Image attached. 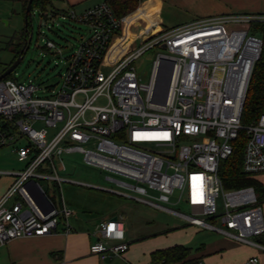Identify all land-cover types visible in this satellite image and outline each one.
<instances>
[{
    "label": "built area",
    "instance_id": "obj_1",
    "mask_svg": "<svg viewBox=\"0 0 264 264\" xmlns=\"http://www.w3.org/2000/svg\"><path fill=\"white\" fill-rule=\"evenodd\" d=\"M58 14L88 27L72 48L46 42L47 49L71 51L60 86L40 96L46 91L41 84L0 80V148L10 147L25 165L0 171L13 176L0 198V247L18 238L57 234L61 223L64 233L72 230L74 211L66 205L62 184H88L62 172L65 157L80 154L86 165L122 178L108 176L131 192L118 193L200 228L221 230L222 223L236 240L264 248L253 240L264 233L257 191L253 186L226 189L220 177V165L234 153L243 129L242 169L248 176L264 173V112L252 124H242L264 44L252 24L264 22V14H224L164 28L116 61L108 60L112 41L131 14L117 15L108 1L51 16ZM157 45L166 51L157 54L150 80L143 82L131 64ZM51 128L56 129L52 134ZM43 180L59 189L60 205ZM181 203L190 213L173 207ZM113 217L101 223L90 245L101 259L130 246L125 217ZM258 262L251 257L245 264Z\"/></svg>",
    "mask_w": 264,
    "mask_h": 264
},
{
    "label": "rangeland",
    "instance_id": "obj_2",
    "mask_svg": "<svg viewBox=\"0 0 264 264\" xmlns=\"http://www.w3.org/2000/svg\"><path fill=\"white\" fill-rule=\"evenodd\" d=\"M27 4L28 0H0V74L14 59L15 53L12 51L10 43L13 37L20 35L25 29V7ZM46 13L49 14L47 19L43 16ZM51 15H53L51 7H48L46 11L36 7L32 9L28 27L29 37H32L29 48L21 63L9 76V78L18 82L28 83L33 81L46 87L45 92H39L40 96H47L52 93V89L56 90L60 86L61 75L65 70L66 57L71 53V51L59 53L56 52V49H47L46 42L49 39L53 40L57 48L66 50L76 46L81 36L87 34L88 31L87 25L83 23L64 19L61 14H58L57 17ZM163 17L166 26H170V20L176 21L177 19L167 6L164 9ZM45 21L51 28L44 24ZM132 30L138 33L139 28L132 27ZM142 35L144 38L147 36L144 31ZM141 46L142 38L138 37L130 51H136ZM163 51H166V49L162 45L154 46L143 52L132 62L131 65L134 66L138 77L143 82H149L153 61L157 54ZM37 126H42V124L39 123ZM54 131L56 129L51 128L50 134ZM65 161L67 170L63 171L62 175L88 184L78 185L69 182H63L62 184V194L65 201L72 204L73 208L80 212V215L91 214L96 219L103 216L110 218V215L115 212L124 213L128 216L132 228L135 230L133 235L140 237L138 240L150 234L151 227L149 226L152 221L156 225L159 224L158 227L161 231H168L165 236L169 239L168 241L173 240V235H175V240L172 241L175 242L173 245L182 244L201 247V242L211 241L221 236L219 233L207 228L196 230L188 226L184 219L171 212L153 208L118 193L119 191L131 192L117 181L109 179L108 176L115 179L122 178L105 170L86 165L80 154L68 155L65 157ZM24 166V163L18 160L10 147L0 148V171H18L23 169ZM4 175L0 174V179ZM41 182L44 187L48 186L50 188L48 190L49 196L57 205H60L59 189L53 182L44 180ZM218 204L221 205V199H219ZM173 207L182 213H190L189 207L185 203ZM171 230L174 231L171 232ZM257 238L253 237V240ZM145 250L146 244L143 243L140 248L141 256H144Z\"/></svg>",
    "mask_w": 264,
    "mask_h": 264
},
{
    "label": "crops",
    "instance_id": "obj_3",
    "mask_svg": "<svg viewBox=\"0 0 264 264\" xmlns=\"http://www.w3.org/2000/svg\"><path fill=\"white\" fill-rule=\"evenodd\" d=\"M103 1L108 0H53L51 9L53 13L68 9L82 12ZM166 6L177 17L176 21H169L170 26L164 23L163 13ZM139 7L126 19L121 34L114 37L108 60L116 61L121 58L134 46L138 37L143 41L146 38L142 35L143 31L146 35H150V31L156 33L164 28L179 27L199 19L224 14H264V0H143ZM132 27L139 28L138 33L134 32ZM255 177L264 184V173ZM12 181L11 175L1 177L0 198ZM261 203L264 215V199ZM66 205L74 211L70 216L72 230L69 233H64L63 223H61L57 234L14 239L0 247V264H151L153 251L172 247L170 245L175 243L172 242L175 240V235L173 240L168 241L169 239L165 237L168 231H161L159 224L156 225L154 221L149 226L150 234L138 240L140 237L133 235L135 230L128 216L115 212L110 216L125 217V240L130 243V246L119 256L101 259L98 255L91 253L90 245L99 237L100 225L108 217L94 219L91 214L80 215L72 204L66 202ZM187 225L196 230L202 229ZM218 226L221 230L212 231L219 233L220 237L201 242V247L186 245L192 248V257L200 258L202 264H245L251 257H257L258 264H264L263 247L240 242L225 232L226 229L222 223H218ZM254 241L264 246V233ZM143 243L146 244V252L144 256H141L140 248Z\"/></svg>",
    "mask_w": 264,
    "mask_h": 264
},
{
    "label": "trees",
    "instance_id": "obj_4",
    "mask_svg": "<svg viewBox=\"0 0 264 264\" xmlns=\"http://www.w3.org/2000/svg\"><path fill=\"white\" fill-rule=\"evenodd\" d=\"M142 1L108 0L119 16L133 13ZM52 4L53 0H33L32 9L36 7L46 11ZM252 31L259 34L264 42V22H254L252 24ZM28 36V31L25 28L20 35L13 37L10 43L12 51L15 53L13 60L21 54V49ZM6 78H9V76ZM262 112H264V44L261 56L255 63L249 82L242 113V124L244 126L252 124ZM246 141L247 133L243 129L240 131V135L234 144V153L222 161L220 165V177L226 189L253 186L258 193L259 200L262 201L264 199V184L256 177L248 176L242 169ZM200 261V258L192 257L191 247L181 244L164 249H157L151 253V264H199Z\"/></svg>",
    "mask_w": 264,
    "mask_h": 264
},
{
    "label": "water",
    "instance_id": "obj_5",
    "mask_svg": "<svg viewBox=\"0 0 264 264\" xmlns=\"http://www.w3.org/2000/svg\"><path fill=\"white\" fill-rule=\"evenodd\" d=\"M32 4H33V0H28V4L26 6V12H25V28L27 29V31L30 21L29 17L31 18ZM31 38H32L31 36L30 37L28 36L27 40L24 43V46L21 49V54L4 69V71L0 74V80L10 76L11 73L15 70V68L21 63L24 54L29 48ZM113 218H116V216H114Z\"/></svg>",
    "mask_w": 264,
    "mask_h": 264
},
{
    "label": "bare ground",
    "instance_id": "obj_6",
    "mask_svg": "<svg viewBox=\"0 0 264 264\" xmlns=\"http://www.w3.org/2000/svg\"><path fill=\"white\" fill-rule=\"evenodd\" d=\"M150 34H153V32L150 31ZM124 226H125L124 224H120V225H119V229L122 230V229L124 228Z\"/></svg>",
    "mask_w": 264,
    "mask_h": 264
}]
</instances>
